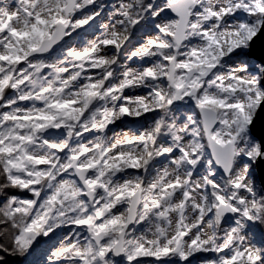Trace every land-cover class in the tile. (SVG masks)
I'll return each instance as SVG.
<instances>
[{
  "label": "snow or ice",
  "instance_id": "1",
  "mask_svg": "<svg viewBox=\"0 0 264 264\" xmlns=\"http://www.w3.org/2000/svg\"><path fill=\"white\" fill-rule=\"evenodd\" d=\"M261 36L264 0H0V238L28 264H264Z\"/></svg>",
  "mask_w": 264,
  "mask_h": 264
},
{
  "label": "rangeland",
  "instance_id": "2",
  "mask_svg": "<svg viewBox=\"0 0 264 264\" xmlns=\"http://www.w3.org/2000/svg\"><path fill=\"white\" fill-rule=\"evenodd\" d=\"M105 2L109 3V4H114V3L117 2V0H105ZM100 22L101 21H97V24H99ZM152 31H154V29ZM88 38H91V37H88ZM136 39H138V36L137 37H133V43H135ZM131 66L132 67H136L137 64L132 63ZM127 94L131 95L133 93L132 92H128ZM137 94H141V93H137ZM133 123H134V121L129 122L128 126L131 127ZM121 130H125L126 131L127 129L124 127V125L122 123L118 122L115 125L114 131L119 132ZM111 134L112 133L110 132L109 135H111ZM88 138L91 139L92 137L89 136ZM155 170L156 169H153V173L152 174H155ZM252 171H253V173H255V168H253ZM255 175H256V173H255ZM257 183H258V181H257ZM18 194L21 195V196L28 195L27 193H24V192H20ZM225 226H227V225H225ZM254 232H255L257 240L264 239V228H261L260 226H257L254 229ZM43 243H44V241L41 240L40 244H43ZM37 247H39V244L37 245ZM11 248H12V245L10 244V246L8 247L9 251H7V252L0 251V264H28L29 260L32 259L31 256H23L22 257L20 255H17L15 253H13L11 251ZM196 259L198 260L199 257H197ZM193 264H196V262L193 261Z\"/></svg>",
  "mask_w": 264,
  "mask_h": 264
},
{
  "label": "water",
  "instance_id": "3",
  "mask_svg": "<svg viewBox=\"0 0 264 264\" xmlns=\"http://www.w3.org/2000/svg\"><path fill=\"white\" fill-rule=\"evenodd\" d=\"M264 46V36H261L257 41L255 45V52L258 55L260 52L261 47ZM253 135L257 138L264 139V107L260 108L258 110V114L255 118L254 125L252 127ZM255 173L257 177V181L259 183V180L262 176H264V162L259 163L256 165Z\"/></svg>",
  "mask_w": 264,
  "mask_h": 264
},
{
  "label": "trees",
  "instance_id": "4",
  "mask_svg": "<svg viewBox=\"0 0 264 264\" xmlns=\"http://www.w3.org/2000/svg\"><path fill=\"white\" fill-rule=\"evenodd\" d=\"M254 175H255V173H254ZM255 178H256V180H257L256 175H255ZM3 227H5V226L0 225V228H3ZM0 244H5L7 247H9L10 244H11V243L9 242V237L5 236V237H3V238H0Z\"/></svg>",
  "mask_w": 264,
  "mask_h": 264
}]
</instances>
